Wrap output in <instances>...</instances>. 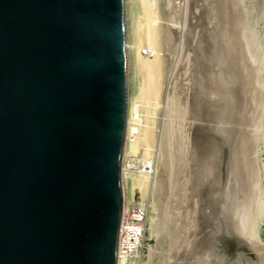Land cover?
<instances>
[{
    "label": "water",
    "instance_id": "1",
    "mask_svg": "<svg viewBox=\"0 0 264 264\" xmlns=\"http://www.w3.org/2000/svg\"><path fill=\"white\" fill-rule=\"evenodd\" d=\"M124 0H0V264H117Z\"/></svg>",
    "mask_w": 264,
    "mask_h": 264
},
{
    "label": "rangeland",
    "instance_id": "2",
    "mask_svg": "<svg viewBox=\"0 0 264 264\" xmlns=\"http://www.w3.org/2000/svg\"><path fill=\"white\" fill-rule=\"evenodd\" d=\"M157 4L164 27L165 95L157 115L158 139L152 158L154 193L146 209L147 212L151 210L155 217L158 234H152L147 220L143 249L141 252L138 250L136 255L138 261L141 258L148 261L152 257L153 264H208L205 259L210 249L209 231L206 229L209 224L206 225L208 221L204 219V210L207 211L205 207L207 204L209 207V201L203 179L206 156L200 157L204 151L206 154L205 148L200 149L203 146L200 143L207 146V135L203 131L204 124L200 123L208 122L205 120H209L212 115L210 108L213 110L214 106L225 101L231 113L227 123L228 145L223 167L226 199L232 210L237 205L241 209L243 223L250 219L251 193L259 188L258 185L264 190V0H158ZM124 12L129 97L135 90L130 45L133 40V21L140 15L138 0H124ZM218 41L222 44H216ZM221 45L222 51L220 49L217 53L215 50H219L217 48ZM212 49L213 54L209 56ZM214 51L218 55L222 52L224 62H227L226 58L229 59L230 66L233 63L232 75L229 74L230 77L227 76L222 85L219 84L221 79L217 80L219 78L215 77V81L208 79L214 77L211 64L218 58ZM209 61L211 64L208 65ZM204 72L208 74L204 75ZM233 75L238 83L236 89L231 77ZM217 85L218 89L215 88ZM228 86L235 89L232 98L228 97L231 96ZM226 89L228 94L223 92ZM170 96L180 109V114L176 116L166 110L165 103ZM225 99L231 101L228 103ZM201 108L206 110L204 114ZM203 139L206 140L203 142ZM126 160L124 164L128 165ZM203 163L205 165H200ZM124 191L128 202L130 194L127 180ZM132 203L137 205L136 200L128 202ZM153 203L155 212L152 211ZM259 233L260 242L264 243V219L260 223ZM119 264L124 263L120 261Z\"/></svg>",
    "mask_w": 264,
    "mask_h": 264
},
{
    "label": "bare ground",
    "instance_id": "3",
    "mask_svg": "<svg viewBox=\"0 0 264 264\" xmlns=\"http://www.w3.org/2000/svg\"><path fill=\"white\" fill-rule=\"evenodd\" d=\"M157 2L158 0H138L140 15L134 18L132 26L133 40L130 47L131 51H133L135 90L133 95L128 97L126 108L125 133L122 149V169L124 183L123 211L128 209V206L130 205L128 204V202L131 203L135 200L139 208H146V205L149 203V200L150 198H152L151 196L154 193V183H152L153 178L151 179L152 158L154 154V147L156 146L158 139L157 115L159 113V108L162 100L164 101V72L166 73V55L164 52L165 45L163 39L164 27L161 23V12L159 9L160 6L158 7ZM212 28L214 29V27ZM219 41L216 44H222V42L219 44ZM224 43L226 44V42H223V44ZM126 47L127 44L125 43V53L127 50ZM222 47L223 46L221 45L220 48H217L219 50H215L214 47L213 49L217 52L220 51ZM213 49L212 51L210 50L212 53L209 54V56L213 54ZM143 50H145V53H143ZM216 52L215 57L218 58H215L214 61L212 60V64L210 61V63H208V65L211 64L212 66L211 69L213 70L212 73L214 74V79L208 78L210 77V73L209 76L205 78V80L208 81V79H212L213 81H215L216 77L219 78L217 80L221 79L222 81H220L219 84H225L227 76L230 77V75H232L231 68L233 67L231 66L233 65V63H231L230 66V62L228 64L229 59L227 60L226 56L224 55V58H226L227 61L224 62L225 60H223V57L221 56L222 52L221 54L219 52V55L217 54L218 52ZM213 57H211V59H213ZM219 57H221L222 59ZM206 73L207 72H204L203 74L206 75ZM231 77L233 78V84H235L233 86L235 87L238 83H236L234 75ZM213 81L211 82L214 83ZM215 84L218 83L216 82ZM211 86H214V84ZM215 88L218 89V85ZM235 89L231 88V90H228V92L231 93V96L228 97L232 98ZM232 90L233 92H231ZM215 92L213 91V93ZM223 92L225 94L227 92V89ZM209 97H211V95H209ZM214 97L216 98V96ZM207 98H204L205 101H207ZM229 101L231 100L229 99L227 102L229 103ZM216 102L218 101L216 100ZM224 102H222V104L219 103L218 105L214 106L213 110L212 108H210L211 111H208H210V113L212 112V115L209 120L207 118V120H205L208 122L200 123L201 125L204 124L203 131H205L204 133H206L207 135V137L205 136L207 138V146H204L205 143H200L203 144L202 148L200 149H206V154H204L205 151L202 150L204 152L202 153V155H200V157L206 156L204 157V160H206V174L204 173L205 178L203 179L205 180V189H207L208 191V194L205 195L208 196L207 200L209 201V207H207L208 204L205 207L207 208V211L204 210V213H206V218L204 219H206L208 223L205 220L204 222L207 223L206 225L209 224V228H207L206 225L204 226L206 227V229H208V236L210 238V249H208L207 251V259L205 260L208 261V264H264V243L260 242L261 237L259 233L260 223L264 219V190L258 185L259 188L257 189L255 187L256 189L251 193V206L248 205L251 208H249L251 214L250 219L245 223L242 222L241 209L238 208V205L235 204L237 205V207L235 208V210H232L227 204L224 175L225 171L223 170V167L225 166V155L228 145L227 123L229 120V114L231 113H229L230 111L227 106L228 104ZM214 103L215 102H212L211 104ZM165 105L166 110L174 116L180 114V109L172 96L169 97ZM200 110H202V108ZM205 112L206 110H202V114H204ZM210 113H207V115ZM202 114H200V116ZM205 140L203 139V142ZM162 142L163 141H161V143ZM124 160H126L125 162H127L128 165L124 164ZM200 165L203 166L205 165V163ZM126 180L128 182L130 194V199L128 202L126 201L124 191ZM202 184L203 183H201V185ZM203 201L207 202L205 199ZM152 211L155 212V203L152 204ZM231 213L233 214V216L231 215ZM203 215L205 216V214ZM146 220H148L152 234H158V230L155 226V217L151 213V210L147 212ZM137 253L138 250H136L131 255H127L126 253L120 254L118 256L117 264H119L120 261H123L124 264H153L151 261L152 257L148 261H143L141 260L142 258L138 261L136 255Z\"/></svg>",
    "mask_w": 264,
    "mask_h": 264
},
{
    "label": "built area",
    "instance_id": "4",
    "mask_svg": "<svg viewBox=\"0 0 264 264\" xmlns=\"http://www.w3.org/2000/svg\"><path fill=\"white\" fill-rule=\"evenodd\" d=\"M146 217L147 209H141L135 204H130L128 209L122 211L119 255L122 253L131 255L136 250L143 249L142 244L147 232Z\"/></svg>",
    "mask_w": 264,
    "mask_h": 264
}]
</instances>
